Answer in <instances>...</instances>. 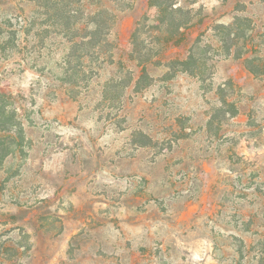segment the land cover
<instances>
[{"label":"rangeland","instance_id":"1","mask_svg":"<svg viewBox=\"0 0 264 264\" xmlns=\"http://www.w3.org/2000/svg\"><path fill=\"white\" fill-rule=\"evenodd\" d=\"M171 1L179 30L150 0L109 4L106 56L67 81L58 14L0 0L18 46L0 53V103L24 130L0 163V264H264V74L215 30L247 18L264 72V0ZM190 55L200 74L166 67Z\"/></svg>","mask_w":264,"mask_h":264},{"label":"trees","instance_id":"2","mask_svg":"<svg viewBox=\"0 0 264 264\" xmlns=\"http://www.w3.org/2000/svg\"><path fill=\"white\" fill-rule=\"evenodd\" d=\"M39 1L46 2L45 7L50 10L52 9L56 15L58 14L60 18H58L57 25L60 29V34L66 39L67 43L71 45L68 49L69 51L66 52L63 58V65H67V81L73 80L76 75L80 74V68L82 66L81 60L83 58L88 57L92 61L94 59L97 61L106 56L105 47L109 44L108 36L115 22V13L110 8L109 4L114 5L117 3L116 5L119 7V2L123 0H99V3L93 7L90 4H83V0ZM149 5L157 9L156 21L158 25L156 27H159V29L160 27L167 26L179 30L190 23L189 17H186L185 20H181L183 16L185 17L184 11L180 6H175L171 0H150ZM79 7H81V9H79ZM84 7H88V12H86ZM127 7L130 8L131 4H128ZM246 19L247 18L236 16L229 23L218 24L215 30L220 36L219 43L222 45L227 56L231 55L233 51L232 48L235 47L234 57L236 59H242L245 68L250 73L254 75L264 74V72L260 71V68L255 66L254 58L248 55L250 46L246 39L251 38L250 32L248 29L243 30L241 27L243 25L242 22L246 21ZM8 25L9 21L3 24L0 23V53L6 57L16 53L18 49L16 32L8 30ZM141 26L144 28L145 24L139 21L131 35L134 44L140 35ZM241 40L242 43H240ZM10 46L11 48L8 49ZM136 47L135 53L140 59L143 55V50ZM73 58H77L75 67L71 66ZM144 59L142 60H148V58H146V60ZM201 65V59L194 55H190L184 60H171L167 63L166 67L169 69H178V71L180 70L181 72H186L191 75H197V73L200 74ZM142 71L143 75L148 77L145 67L142 68ZM143 75L135 81L136 87L140 85V80L143 78ZM0 100L2 101L1 98ZM14 131L17 133L19 139L24 138L23 126L15 117V113L9 112L6 109V105L0 103V163L13 149L12 147L15 142L12 132L14 133Z\"/></svg>","mask_w":264,"mask_h":264}]
</instances>
